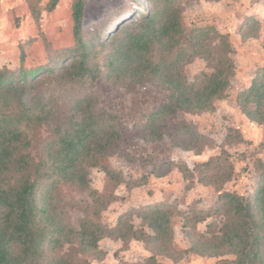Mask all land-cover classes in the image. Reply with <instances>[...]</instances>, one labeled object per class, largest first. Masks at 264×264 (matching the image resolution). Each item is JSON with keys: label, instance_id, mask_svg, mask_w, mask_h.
Here are the masks:
<instances>
[{"label": "trees", "instance_id": "trees-1", "mask_svg": "<svg viewBox=\"0 0 264 264\" xmlns=\"http://www.w3.org/2000/svg\"><path fill=\"white\" fill-rule=\"evenodd\" d=\"M58 1L50 0L48 10H53ZM85 7L86 0H74L75 44L68 48L60 66L51 63L37 70L21 66L19 74L0 68V101L14 100L20 107L14 120L0 123V264H91L85 255L96 253L105 236L142 240L148 246L158 245L162 253L173 248L172 213L168 207L153 204L137 211L149 231L135 227L125 214L115 226H108L67 209L58 193L61 186L78 187L93 195L97 214V207L109 203L88 191L90 168L101 166L113 180H123L119 172L102 164L123 134L115 127L117 116L98 110L92 93L74 95L69 106L54 117L56 105L41 97L46 89L83 86L102 73L115 82L133 77L142 83H159L169 91L168 101L144 116L143 137L161 141L168 136L175 145L197 152L213 144L196 124H174L172 120L181 112L215 110V101L225 96L235 71L230 45L211 46L206 28L185 32L180 14L169 8L132 9L129 19L122 18L123 11L113 20V28L108 29L104 22L91 36L83 25ZM156 45L159 48L155 49ZM105 49L109 51L100 55ZM157 50L163 55L160 59ZM165 52L175 56L167 57ZM187 53L205 58L213 71L188 81L182 75V57ZM47 105L50 108L46 114H34L36 108ZM239 105L251 121L264 123V69L240 94ZM26 120L50 128L52 139L44 145L43 155H34L31 142L19 126ZM220 163L217 156L204 164H214L218 171ZM188 170L182 169L186 176ZM260 171L252 197L232 191L219 195L216 213L223 209L225 214L220 232L199 235L204 241L191 251L208 256L232 253L236 256L234 264H264V163ZM207 214L209 211L200 210L195 222L206 220ZM64 245H69V251L59 256L45 255L47 249ZM146 264L165 263L150 256Z\"/></svg>", "mask_w": 264, "mask_h": 264}, {"label": "rangeland", "instance_id": "rangeland-1", "mask_svg": "<svg viewBox=\"0 0 264 264\" xmlns=\"http://www.w3.org/2000/svg\"><path fill=\"white\" fill-rule=\"evenodd\" d=\"M137 1L86 0L84 29L92 36L104 22L108 29L113 28L116 24L113 20L123 11L122 18L129 19L132 11L140 8L160 11L169 8L180 14L185 32L206 28L210 31L211 46L230 45L229 55L235 71L225 96L215 101V110L181 112L172 120L174 124H196L201 132L212 138L213 144L197 152L175 145L168 136L161 141L143 137L141 122L144 116L168 101L169 91L159 83H142L133 77L115 82L102 73L94 82L83 86H53L41 97L56 105L54 117L69 106L74 95L92 93L98 110L104 109L117 116L115 127L123 134L114 151L102 161L104 166L119 172L123 180H113L101 166L90 168L88 191L103 196L106 202L109 200L104 207H97L99 214L95 213L94 196L78 187L61 186L59 196L76 216L87 214L90 219L108 226H115L125 214L135 227L149 231L137 215L142 206L158 204L168 207L172 213V249L162 253L158 245L148 246L142 240L105 236L99 241L96 253L85 255L91 264H146L150 256L165 264H234L235 254L208 256L191 251V248L204 241L199 235L220 232L225 214L223 209L216 213V204L221 193L232 191L252 197L259 182L264 163V123L251 121L242 112L239 96L264 69V0ZM49 2L0 0V68H10L19 74L22 67L37 70L51 63L60 66L64 61L68 48L75 44L74 0H59L53 10H48ZM253 21L257 24L253 25ZM107 51L105 49L100 55ZM155 53L158 59L163 57L160 50ZM163 54L175 56V53ZM191 54L182 57V75L188 81L213 71L205 58ZM41 108H36L34 114H46L50 105ZM19 110L14 100L0 101V123L14 120ZM19 126L31 142L34 155H43L44 145L52 139L50 128L27 120ZM217 156L221 162L218 171L214 164L210 167L204 164ZM181 166H187L184 168L189 169L188 176ZM200 210L209 211V214L206 220L195 222ZM66 251L69 245L47 249L45 255L59 256Z\"/></svg>", "mask_w": 264, "mask_h": 264}]
</instances>
